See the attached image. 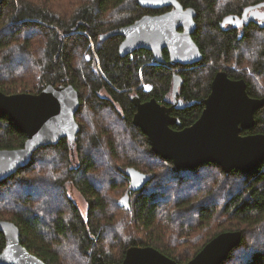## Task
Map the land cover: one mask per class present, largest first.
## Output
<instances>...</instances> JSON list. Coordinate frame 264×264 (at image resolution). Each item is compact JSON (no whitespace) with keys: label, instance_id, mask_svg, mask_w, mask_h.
Listing matches in <instances>:
<instances>
[{"label":"trees","instance_id":"1","mask_svg":"<svg viewBox=\"0 0 264 264\" xmlns=\"http://www.w3.org/2000/svg\"><path fill=\"white\" fill-rule=\"evenodd\" d=\"M179 1L197 10L193 38L203 60L193 66L158 63L147 49L123 57L122 36L101 39L103 33L169 8H146L138 0L63 5L57 0H0V90L13 94L32 86L31 92L37 93L43 84H72L80 94L77 137L39 148L29 165L0 181V220L16 223L22 244L47 264H64L63 252L86 264H102L100 254L107 263L121 264L131 246H152L185 264L218 234L237 229L242 241L222 264H264V161L251 171L227 173L212 162L174 170L173 162L156 154L133 123V94L172 105L175 71L182 77L179 97L185 102L182 108L172 107L181 121L173 125L176 129L200 117L221 69L231 78H245L251 96L264 97L259 84L264 86V25L252 22L243 30L221 26L225 18L242 17L264 0ZM164 56L169 60L167 50ZM255 118L244 134L264 133V105ZM25 140L14 121L0 113V149L20 148ZM128 167L152 177L142 189L130 192L129 208L111 195L129 190ZM69 182L86 198V215L70 199ZM60 197L68 207L48 208L59 204ZM112 207L125 211L144 235L126 239L117 232ZM220 215L227 222L208 227ZM199 229L203 232L196 234ZM5 245L0 232V252Z\"/></svg>","mask_w":264,"mask_h":264},{"label":"water","instance_id":"2","mask_svg":"<svg viewBox=\"0 0 264 264\" xmlns=\"http://www.w3.org/2000/svg\"><path fill=\"white\" fill-rule=\"evenodd\" d=\"M146 8H169L158 14H146L133 23L101 34L106 40L122 36L121 56L138 49L152 52L156 62L170 66H193L203 60V53L193 38L197 29V10L185 7L179 0H138ZM247 8L242 17L230 16L221 22L235 26L245 22ZM250 19H264V11H253ZM169 53V60L164 56ZM182 77L174 72L172 105L163 104L155 97L143 100L139 94L131 96L136 107L133 123L147 135L151 149L173 162V169H193L212 162L229 173L233 169L251 171L264 161V133L244 134L256 123L255 114L264 105V97L248 93L245 78H231L225 69L217 71L211 92L205 99L200 117L191 125L176 129L181 121L172 114V107L182 108L179 97ZM80 107V94L72 84H49L39 93L18 92L7 94L0 90V113L10 117L26 135L20 148L0 149V181L29 165L35 152L61 139H74L80 132L76 114ZM130 187L120 203L130 207V192L142 189L151 181V175L128 167ZM0 232L6 245L0 252V264H47L31 253L21 242L20 227L9 220H0ZM242 231H225L211 239L186 264H222L230 252L241 243ZM102 264L105 262L100 254ZM121 264H180L152 246H131Z\"/></svg>","mask_w":264,"mask_h":264},{"label":"rangeland","instance_id":"3","mask_svg":"<svg viewBox=\"0 0 264 264\" xmlns=\"http://www.w3.org/2000/svg\"><path fill=\"white\" fill-rule=\"evenodd\" d=\"M68 1H75V0H57V3L58 4H61V5H63V4H65V3H67ZM60 7V6H59ZM37 46V45H36ZM96 60H97V64H99V58L98 57H96ZM234 67V66H233ZM225 69V68H224ZM25 73H28L27 71L25 72ZM25 77H28V75H25ZM28 79H30V77L28 78ZM263 88H264V86L262 85V83H259ZM37 85H39V84H37ZM37 87H39V86H37ZM22 89H24L23 87H20L19 89H18V91L17 92H24V91H22ZM31 89H35V88H32V86H30V87H28V88H26V91L27 92H30V93H32L31 92ZM42 89H40V90H38V92L37 93H39L40 91H41ZM101 94L103 95V96H106V97H108V93H106V91H102L101 92ZM90 154L91 155H95L96 157H97V154H95L94 153V151H92V152H90ZM99 154V158H97L99 161L101 160V162L100 163H102L103 162V157L100 155V153H98ZM75 157V156H74ZM102 158V159H101ZM75 159V158H74ZM76 161V160H75ZM74 161V162H75ZM75 164V163H74ZM45 174L47 175V172H45ZM46 178H48V176H46ZM14 189H15V187H13ZM35 190H38L39 191V189H35ZM37 191V192H38ZM67 193H68V195H69V197H70V199L78 206V208L80 209V211L82 212V214L83 215H86L87 214V209H88V203H87V200H86V198L78 191V189L77 188H75V186L72 184V183H68L67 184ZM51 192L53 193V194H55L56 193V190L55 189H52L51 190ZM111 195H114V197L115 196H119L118 197V199H120L121 200V198L124 196L123 194H121V196H120V191H118V190H114V191H112V193H111ZM120 200H119V202H120ZM44 201H46V198H45V200ZM58 201H59V204H54V206H51V205H49L48 206V208L50 207V208H56V207H68V203L65 201V199L64 198H59L58 199ZM112 211H113V217H114V224L116 225V227L119 229V231H117V232H119L120 234H122L126 239H131L132 237H135V236H143L144 235V231H140V230H138V228H136V227H134V222H132L131 220H130V217L125 213V211H123V210H121V208H118V207H112ZM214 216H216V214L214 215ZM224 216H217L216 218H214L213 220H212V222H211V225L210 226H208V227H210V228H212V229H214V228H217L216 226H217V224L219 223V221H223V222H227V219H224L223 218ZM2 220V219H1ZM3 220H7V219H3ZM229 224V223H228ZM227 224V225H228ZM239 228L240 229H244L245 228V225H240L239 226ZM247 228H249V227H247ZM246 228V229H247ZM252 228V227H251ZM208 229V228H207ZM237 230H239V229H237ZM236 231V230H235ZM240 231H242V230H240ZM203 232V230L202 229H199V231L198 232H196V234H201ZM251 235V234H250ZM249 235V236H250ZM204 237H205V234H204ZM250 237H252V236H250ZM260 237V236H259ZM259 237L257 236L256 237V240L258 239V240H260L259 239ZM115 238L112 236V237H110V238H108V241H109V243H110V241H113ZM170 242H172V241H170ZM173 243V242H172ZM259 245V244H258ZM177 246V245H176ZM182 251H186V252H189V249H187V247H184V246H182ZM62 255H63V258H62V261L64 262V264H86L87 262L84 260V261H77L75 258L76 257H74L73 255H71V256H64V252L62 253ZM245 256H247V253H245L242 257H240L239 256V258H241V259H244L245 258ZM186 264V263H185Z\"/></svg>","mask_w":264,"mask_h":264},{"label":"flooded vegetation","instance_id":"4","mask_svg":"<svg viewBox=\"0 0 264 264\" xmlns=\"http://www.w3.org/2000/svg\"><path fill=\"white\" fill-rule=\"evenodd\" d=\"M253 11H264V2H262L256 6L250 7V9L247 11V14L245 16V22L244 23L238 24L236 26L233 23H228L227 26L236 27L238 29L243 30L246 26L250 25L252 22L264 25V19H260V18L250 19L249 15Z\"/></svg>","mask_w":264,"mask_h":264},{"label":"built area","instance_id":"5","mask_svg":"<svg viewBox=\"0 0 264 264\" xmlns=\"http://www.w3.org/2000/svg\"><path fill=\"white\" fill-rule=\"evenodd\" d=\"M45 87H46V86L43 84L42 87H41V89H43V88H45Z\"/></svg>","mask_w":264,"mask_h":264}]
</instances>
